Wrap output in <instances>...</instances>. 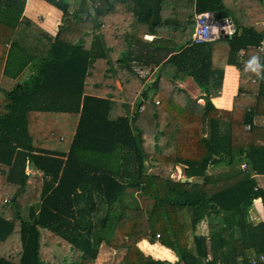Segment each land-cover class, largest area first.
Listing matches in <instances>:
<instances>
[{
	"label": "trees",
	"instance_id": "1",
	"mask_svg": "<svg viewBox=\"0 0 264 264\" xmlns=\"http://www.w3.org/2000/svg\"><path fill=\"white\" fill-rule=\"evenodd\" d=\"M43 1L63 13L54 36L32 24L28 0H0V264H96L103 244L126 251L120 264H172L143 253L144 239L174 264H264V219L251 218L264 207V129L253 125L264 25L245 19L232 37L196 43V16L229 13L225 0ZM254 56L261 67L246 70ZM132 64L159 67L152 85ZM228 64L241 74L230 112L211 100ZM187 78L204 105L179 85ZM149 165L182 166L192 181Z\"/></svg>",
	"mask_w": 264,
	"mask_h": 264
},
{
	"label": "crops",
	"instance_id": "2",
	"mask_svg": "<svg viewBox=\"0 0 264 264\" xmlns=\"http://www.w3.org/2000/svg\"><path fill=\"white\" fill-rule=\"evenodd\" d=\"M38 1H39L40 4H42L44 6V8L46 7L48 9L52 10V11L57 10L56 8H53L52 6H50L47 2H45L43 0H38ZM225 1L227 2L226 5H228L229 8H230V12L228 13L226 10H222V11H225L227 13V16L232 19V21L234 23V26H235V30H236V28L239 29V28H244V27L247 26L246 24H248V23L246 21H244L245 19L246 20H251L252 19L257 24H259V25L263 24L264 25L263 18H262V20L260 18V12H259L260 9H259V7H260L261 4H260V2H258V0H225ZM235 5H237L236 8H235ZM263 6H264V2H263ZM27 9L29 10V6L27 7ZM222 11H219V13L222 12ZM116 16L120 17L121 16L120 12H117ZM235 17H237V18L238 17H243V18H241L240 21L245 23L244 26L240 25V27H238L236 25L237 23L235 22ZM61 18H62V16H61ZM119 20L121 21L120 18H119ZM116 26L121 27V25L119 23ZM116 26H115V35H117ZM44 28L47 31V33H50L52 36L55 35L54 33H56V31L54 32V31H52L50 29H47L46 27H44ZM238 32H239V30H238ZM240 32H241V29H240ZM148 38L152 39V36H149ZM249 49H255V47L249 46ZM244 51L245 50H242L241 52H244ZM216 54H219V58H218L216 63H223V59L221 58V54H222L221 48H217L216 49ZM236 59L238 60L239 57L237 56ZM145 67L147 69L151 70V72H150L151 76H156V72L159 70V67L152 68V69L149 67V65H146ZM219 68H221V66ZM142 69H145V68H142ZM222 69L224 71L223 84H222L220 90H218L217 94L212 96L211 100H212V103L214 104V106L217 109L225 110V111L230 112L233 109L234 99L238 95V92H239V89H240L241 74H240V70L234 65L228 64V65L224 66ZM251 81H252V78H251ZM180 83L188 85V87L190 89H188L189 91L187 93L192 98L196 99L198 101V103H200L201 105L205 104V102H206V100L204 99V97L206 96L205 91L201 90L199 87L195 86V84L193 83L191 78H187L186 81L180 82ZM226 90H227V92H230V94H231L230 98L226 99L227 100L226 102L217 103V101L220 102L225 97ZM255 120L260 125H262L260 127H262L264 129V117L258 116V117L255 118ZM244 163H246V162H243V165L241 167L242 169L245 166ZM150 167L152 168L153 166H150ZM177 167H180V166H177ZM182 170L184 171V176H185V178L184 177L183 178L187 179V177H186V169L184 168ZM33 172L37 173L35 170ZM227 172L228 171H226L224 166L222 165L218 169H216V171L214 173L216 175H219V174L227 173ZM183 178H181L180 180H182ZM259 178H260L259 181H261L263 183L264 182V177H259ZM253 213H256V218L253 216ZM251 218L256 223L260 222V221H263V219H264V207H263V204H262V202L260 200H259V203H256V202L254 203V205L252 207V210H251ZM206 226H207V221L205 220V221H203L201 223V225L199 226V228L197 229V232L195 234L198 235V236L206 234V228H207ZM140 243H148L150 246L160 245V247L156 251V254L151 252L152 255L151 254L148 255L149 254L148 252H146L145 250L141 249ZM137 245H138L139 249L143 253L147 254V256H152L157 261H160V262L168 261V262H170L172 264H174L175 262L178 261V257L175 254V252H173L171 249L161 245L159 242H156V243L153 244V243H150L148 240L144 239V240H140ZM162 256H166V257L163 259Z\"/></svg>",
	"mask_w": 264,
	"mask_h": 264
},
{
	"label": "rangeland",
	"instance_id": "3",
	"mask_svg": "<svg viewBox=\"0 0 264 264\" xmlns=\"http://www.w3.org/2000/svg\"><path fill=\"white\" fill-rule=\"evenodd\" d=\"M70 1L72 3V7L70 8V10H73L74 8L78 9L79 7L78 5L80 4L81 0H70ZM28 6H29V10L27 9L26 15L27 16L29 15V17L32 19L31 20L32 24H37L38 26L39 25L44 26L47 29H50L54 32L56 31V33L58 32V30L60 29V26L63 23L62 18H61L63 14L62 12L58 10L52 11L46 7L44 8V6L40 4L38 0H28ZM118 28L119 26H116V29ZM132 65H133L132 68L134 69V71L140 74L145 79L146 87L152 85L155 76L150 75V71H147V68L145 67L146 65L145 66H141L138 64H132ZM142 68H145V69H142ZM179 84L184 90L189 91L188 89L190 88L188 87L187 84H183V83H179ZM182 169H184V167L182 166L173 168L169 166L158 165L152 168L149 166L147 172L157 175V176L159 175L161 177H167L171 180L177 181L183 177L185 178L184 171ZM28 172L30 174L31 183L41 182L42 179H41L40 174L34 173L32 169L28 170ZM253 216L256 218V213H253ZM140 247L141 249L148 252L149 253L148 255H150L151 252L156 254V251L158 250L160 245L150 246L148 243H140ZM125 253H126L125 250H119V251L113 250L112 248L103 244L100 248V254L97 259L96 264H120L122 259L125 256ZM162 257L164 259L166 256H162Z\"/></svg>",
	"mask_w": 264,
	"mask_h": 264
},
{
	"label": "built area",
	"instance_id": "4",
	"mask_svg": "<svg viewBox=\"0 0 264 264\" xmlns=\"http://www.w3.org/2000/svg\"><path fill=\"white\" fill-rule=\"evenodd\" d=\"M193 33V40L196 43H205L215 41L221 37H232L236 30L231 18H221L218 13L205 12L196 16V25ZM264 45V42H262ZM261 50L263 47L260 48ZM253 125L262 126L256 120ZM251 126L247 127L250 130ZM245 167V166H244Z\"/></svg>",
	"mask_w": 264,
	"mask_h": 264
},
{
	"label": "clouds",
	"instance_id": "5",
	"mask_svg": "<svg viewBox=\"0 0 264 264\" xmlns=\"http://www.w3.org/2000/svg\"><path fill=\"white\" fill-rule=\"evenodd\" d=\"M261 67L259 60L257 57H251L249 60L245 62V68L246 70L256 71ZM256 203H259V200L256 201Z\"/></svg>",
	"mask_w": 264,
	"mask_h": 264
},
{
	"label": "water",
	"instance_id": "6",
	"mask_svg": "<svg viewBox=\"0 0 264 264\" xmlns=\"http://www.w3.org/2000/svg\"><path fill=\"white\" fill-rule=\"evenodd\" d=\"M219 16H220L221 18L227 17V13H226L225 11H222V12L219 13ZM186 180H188V181H190V182L192 181V179H184V178H183V179L181 180V182H185Z\"/></svg>",
	"mask_w": 264,
	"mask_h": 264
}]
</instances>
